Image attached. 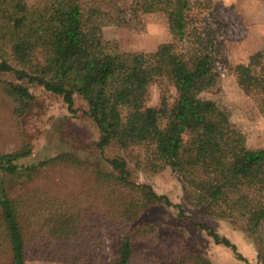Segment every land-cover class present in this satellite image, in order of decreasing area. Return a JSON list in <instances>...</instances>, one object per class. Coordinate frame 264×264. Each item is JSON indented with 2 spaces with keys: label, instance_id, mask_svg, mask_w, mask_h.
<instances>
[{
  "label": "trees",
  "instance_id": "obj_1",
  "mask_svg": "<svg viewBox=\"0 0 264 264\" xmlns=\"http://www.w3.org/2000/svg\"><path fill=\"white\" fill-rule=\"evenodd\" d=\"M129 11L133 18L165 14L171 40L153 52L107 50L103 29L129 24L122 0H36L31 5L0 0V75L15 80L0 81L2 92L17 104V117L33 103L28 86L59 96L70 113L75 112V98L81 99L84 115L98 130L101 155L110 146L142 149L147 170H170L209 215L243 220L248 232L255 233L264 220V148L249 149L234 141L228 116L205 97L218 83V43L202 18L216 12L213 0H130ZM259 71L264 73V50L233 69L245 95H260L264 117ZM153 86L159 90L155 105ZM30 155L28 144L0 154V264H26L30 256L62 264H131L134 241L157 230L152 223L138 227L144 212L164 204L184 214L149 184L133 182L125 160L104 157L111 171L95 170L93 179L109 197L108 213L100 216L111 222L112 233L105 234L68 197L44 188L20 195L7 190L8 180L21 186L32 183L49 165L81 164L68 152L19 163ZM192 224L247 262L210 226ZM257 258L256 264H264V252L259 250ZM190 262L212 264L201 256L190 257Z\"/></svg>",
  "mask_w": 264,
  "mask_h": 264
},
{
  "label": "rangeland",
  "instance_id": "obj_2",
  "mask_svg": "<svg viewBox=\"0 0 264 264\" xmlns=\"http://www.w3.org/2000/svg\"><path fill=\"white\" fill-rule=\"evenodd\" d=\"M36 0H25L28 5ZM129 21L127 27H106L103 37L107 50L123 52H153L158 45L171 40L165 14L156 12L133 18L130 0H122ZM215 13L202 16L215 33L218 43L215 66L217 87L205 94L215 102L217 112L226 114L231 123V138L241 140L249 149L264 148V117L259 108L260 95H245L236 83L233 69L246 64L251 55L264 50V0H213ZM261 84L264 73L259 71ZM0 81L15 82L13 77L0 75ZM34 97L31 108L17 117V104L1 90L0 84V154L11 153L29 145L31 155L20 164L38 163L62 153H70L80 160L73 168L49 165L43 168L32 183L23 186L8 180L7 190L12 195L44 188L56 195L68 197L70 204L82 210L88 221L97 222L100 231L111 232V222L100 216L108 213V194L94 183V171L110 172L105 158L125 160L130 179L135 183L152 186L158 195L167 196L173 205L181 206L183 216L175 206L158 204L144 212L138 227L152 223L155 234L134 241L131 264H171L183 261L191 264L190 257L201 256L212 264H256L257 254L264 252V220L255 233L248 232L246 222L240 219L224 220L208 214L205 206L192 201L191 190L166 169L153 173L144 167V152L140 148L120 151L114 146L103 155L96 149L99 133L93 122L84 115L86 104L75 98V112L70 113L59 96L45 92L38 86H28ZM171 92L173 93L172 89ZM151 104L158 101L157 86L151 89ZM113 201V199H109ZM204 223L221 237L227 238L246 259L236 258L231 249L216 245L212 238L193 226ZM106 223V224H105ZM109 230V232H108ZM113 232L120 233L119 231ZM108 244V241H107ZM109 253V252H107ZM26 264H62L42 261L30 256ZM180 264V263H179Z\"/></svg>",
  "mask_w": 264,
  "mask_h": 264
},
{
  "label": "crops",
  "instance_id": "obj_3",
  "mask_svg": "<svg viewBox=\"0 0 264 264\" xmlns=\"http://www.w3.org/2000/svg\"><path fill=\"white\" fill-rule=\"evenodd\" d=\"M171 37V36H170ZM170 40L167 39L166 43L169 42Z\"/></svg>",
  "mask_w": 264,
  "mask_h": 264
}]
</instances>
